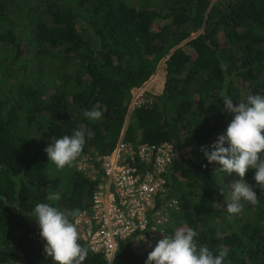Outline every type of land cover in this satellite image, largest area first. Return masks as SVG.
<instances>
[{"label": "trees", "instance_id": "obj_1", "mask_svg": "<svg viewBox=\"0 0 264 264\" xmlns=\"http://www.w3.org/2000/svg\"><path fill=\"white\" fill-rule=\"evenodd\" d=\"M201 27L192 54L170 55ZM164 59L162 93L129 113L131 92ZM255 94L264 95V0H0V264H53L29 213L49 203L71 220L88 209L97 181L77 164L110 153L122 131L126 142L170 144L178 154L165 236L192 228L198 247L228 252L225 264H264V195L253 189L258 203L229 214L228 183L241 178L201 151L232 119L222 96L238 105ZM87 110L104 115L91 121ZM78 129L93 138L57 169L44 149ZM253 175L243 182L254 188ZM152 250L137 254L123 241L111 264H145ZM82 264L107 262L89 251Z\"/></svg>", "mask_w": 264, "mask_h": 264}, {"label": "clouds", "instance_id": "obj_2", "mask_svg": "<svg viewBox=\"0 0 264 264\" xmlns=\"http://www.w3.org/2000/svg\"><path fill=\"white\" fill-rule=\"evenodd\" d=\"M222 98L232 119L225 131L211 145L202 146L201 151L209 163L220 166L215 170L223 174L235 172L241 178L233 187L231 202L226 204L227 212L235 215L242 211V202L258 203L253 186L243 182L250 169L254 172L256 185L264 186V158L261 155L264 153V95H249L246 102L238 105L233 104L230 96ZM103 115L100 110L84 112L91 121H99ZM93 136L91 131L78 129L71 135L52 137L44 149L47 160L57 169L70 166L81 154L86 138L92 139ZM59 199V194L48 197L50 201ZM29 214L40 229L44 252L52 258L53 264H82L89 249L79 243L78 228L73 220L49 203L36 204ZM198 236L199 233L192 228H181L171 236H164L149 252L145 264H225L228 252L221 250L214 254L206 245L198 247Z\"/></svg>", "mask_w": 264, "mask_h": 264}, {"label": "built area", "instance_id": "obj_3", "mask_svg": "<svg viewBox=\"0 0 264 264\" xmlns=\"http://www.w3.org/2000/svg\"><path fill=\"white\" fill-rule=\"evenodd\" d=\"M140 104L137 99L130 102L129 113ZM80 161L89 171L85 172L86 164L77 170L97 181L89 208L71 219L89 251L111 264L123 241H129L137 254L153 249L165 236L170 211L176 209L167 190L168 168L178 161L174 148L132 144L122 131L110 153L86 155Z\"/></svg>", "mask_w": 264, "mask_h": 264}, {"label": "rangeland", "instance_id": "obj_4", "mask_svg": "<svg viewBox=\"0 0 264 264\" xmlns=\"http://www.w3.org/2000/svg\"><path fill=\"white\" fill-rule=\"evenodd\" d=\"M129 2H138V0H127ZM212 2H214L215 0H211ZM49 22V21H47ZM203 28L201 27V29L193 32L191 34V37L189 40H186L185 42L181 43L177 48L173 49L170 52V55L176 50V49H181L185 54H192L193 50L191 49V47L188 45V42L192 39H194L195 37H197L201 32H202ZM165 61L166 59L162 60L157 69L155 74L139 89H135L131 92V102L134 99H137L138 101L141 102V104L145 103L147 101L146 98L150 97H156L159 96L164 88V83H165ZM128 119V118H127ZM127 122V120H126ZM94 155V154H91ZM86 164V165H85ZM86 168V173H88L89 169L87 163H82L81 161L78 162L77 167H81V168ZM240 181V180H239ZM237 181L232 180L228 183V188H229V192L231 193L233 190V187L235 185ZM254 190L258 191L259 193L264 195V186H261V188L256 185H254Z\"/></svg>", "mask_w": 264, "mask_h": 264}]
</instances>
